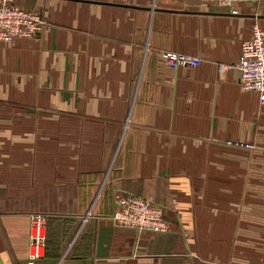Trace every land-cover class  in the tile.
Listing matches in <instances>:
<instances>
[{
	"label": "crops",
	"instance_id": "0c3cea01",
	"mask_svg": "<svg viewBox=\"0 0 264 264\" xmlns=\"http://www.w3.org/2000/svg\"><path fill=\"white\" fill-rule=\"evenodd\" d=\"M13 4L47 26L0 50L2 264H25L30 214L49 216L35 264H264V104L217 69L264 29V0L235 15L201 0ZM163 51L202 63L171 72ZM122 195L162 207L168 231L118 227Z\"/></svg>",
	"mask_w": 264,
	"mask_h": 264
},
{
	"label": "built area",
	"instance_id": "2783aa9c",
	"mask_svg": "<svg viewBox=\"0 0 264 264\" xmlns=\"http://www.w3.org/2000/svg\"><path fill=\"white\" fill-rule=\"evenodd\" d=\"M205 6L228 7L237 4H256L259 0H201ZM235 15V14H233ZM47 23L34 11L24 10L13 4V0H0V50L10 46L20 38H31L44 32ZM159 57L171 72L179 68H195L202 63L199 56H191L170 51L159 53ZM219 75L229 70L237 74L242 92L256 93L264 104V29L258 24L251 28L249 40L241 43L237 62L233 65L217 64ZM227 146L253 150L254 145L225 142ZM164 210L143 198L133 195L115 198L112 221L120 228L132 229L137 233L163 234L168 231ZM47 215L30 214L28 247L25 264H35L44 257L45 226Z\"/></svg>",
	"mask_w": 264,
	"mask_h": 264
},
{
	"label": "rangeland",
	"instance_id": "374dc122",
	"mask_svg": "<svg viewBox=\"0 0 264 264\" xmlns=\"http://www.w3.org/2000/svg\"><path fill=\"white\" fill-rule=\"evenodd\" d=\"M237 5H241V4H237ZM246 5V4H245ZM247 5H250L252 6L253 4H247ZM236 6V5H234ZM234 6H231L230 9H231V14H238V11L236 9H234ZM231 147H234V146H231ZM254 150V149H253Z\"/></svg>",
	"mask_w": 264,
	"mask_h": 264
},
{
	"label": "water",
	"instance_id": "95a60500",
	"mask_svg": "<svg viewBox=\"0 0 264 264\" xmlns=\"http://www.w3.org/2000/svg\"><path fill=\"white\" fill-rule=\"evenodd\" d=\"M120 6H121V5H120ZM122 7L131 8V7H129V6H122ZM0 264H2L1 259H0Z\"/></svg>",
	"mask_w": 264,
	"mask_h": 264
}]
</instances>
